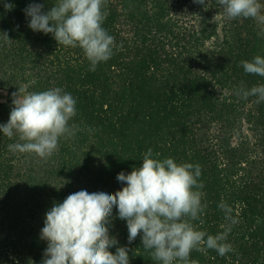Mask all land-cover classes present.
Segmentation results:
<instances>
[{"label": "trees", "instance_id": "1", "mask_svg": "<svg viewBox=\"0 0 264 264\" xmlns=\"http://www.w3.org/2000/svg\"><path fill=\"white\" fill-rule=\"evenodd\" d=\"M0 0V124L10 117L18 88L59 87L77 101L75 136L59 141L46 160L9 150L18 141L0 131V264H41L46 212L80 190L113 194L119 173L142 165L149 148L160 159L201 166L198 227L215 235L238 223L227 242L234 251H192L198 264H264V102L240 89L264 84L246 74L243 60L264 57V25L229 19L216 0H107L103 27L115 38L114 55L90 71L79 47L58 45L52 34L28 27L24 9L55 0ZM264 4V0H260ZM7 33L9 39H5ZM110 235L129 249L130 264H155L141 235L129 243L127 222L114 206Z\"/></svg>", "mask_w": 264, "mask_h": 264}, {"label": "clouds", "instance_id": "2", "mask_svg": "<svg viewBox=\"0 0 264 264\" xmlns=\"http://www.w3.org/2000/svg\"><path fill=\"white\" fill-rule=\"evenodd\" d=\"M194 2L205 4V0ZM216 2L229 19H252L264 25L260 0ZM13 7L5 0L6 11ZM43 9V4L35 2L24 9L28 27L52 34L59 46L81 48L90 71L114 55L115 38L103 27L109 14L107 0H55L49 11ZM4 37L9 39L7 33ZM241 65L246 74L264 77V57L257 55ZM237 95L264 102V84L242 88ZM12 104L8 122L0 124L4 136L18 137L8 145L12 152L34 153L46 160L58 150L61 138H71L78 131L70 124L77 114V101L62 88L28 92L21 87L12 93ZM159 157L149 148L140 167L118 174L117 180L126 186L113 194L80 190L54 203L41 229V239L48 245L41 264H130L127 247H117L115 254L109 250L118 244L109 229L114 206L118 218L127 222L129 243L142 234L143 248L155 264H198L190 259L194 250L212 249L222 257L234 251L227 238L238 220L225 202L219 204L228 222L222 232L212 235L195 223H205L202 217L207 208L202 203L201 166Z\"/></svg>", "mask_w": 264, "mask_h": 264}]
</instances>
